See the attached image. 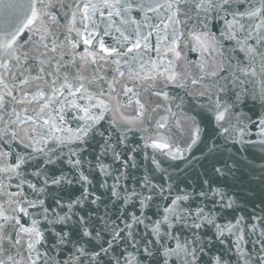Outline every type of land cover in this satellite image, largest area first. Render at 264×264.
I'll use <instances>...</instances> for the list:
<instances>
[{
    "label": "snow or ice",
    "instance_id": "1",
    "mask_svg": "<svg viewBox=\"0 0 264 264\" xmlns=\"http://www.w3.org/2000/svg\"><path fill=\"white\" fill-rule=\"evenodd\" d=\"M199 144L208 167L181 179ZM249 148L264 0H28L0 20V264H264V198L232 191Z\"/></svg>",
    "mask_w": 264,
    "mask_h": 264
},
{
    "label": "water",
    "instance_id": "2",
    "mask_svg": "<svg viewBox=\"0 0 264 264\" xmlns=\"http://www.w3.org/2000/svg\"><path fill=\"white\" fill-rule=\"evenodd\" d=\"M8 2L16 5V7L7 10H0V20H3L5 17H9L13 20L22 17L25 12L28 0H8ZM248 108H252L251 101H249L248 103ZM256 110H260L259 105H257ZM245 111H247V109H245ZM197 119H200V117H197ZM202 127H204V125H202ZM202 136L205 142L211 145L214 139L211 127H207L205 133H203ZM220 143L222 144L223 141H221ZM227 147L230 149L232 148L231 145H228ZM236 147L240 148L241 146L237 145ZM201 149H203L204 152H207V149L204 147V145L199 144L196 146V148L193 149V152L189 154L190 157H195V159L191 160V164H188L187 161L175 162L180 164L181 169H186V171H184V173L181 175V179L190 177L192 180H195L196 174L203 173L205 168L208 167V161L202 159ZM232 151L235 152L236 149H232ZM249 153H253L257 158L253 159V156L249 155ZM239 155L247 157V160L251 162V164L255 167L256 171L252 172L247 167L242 169V173L238 174L240 176V179L235 182V186L232 188V191L236 192L241 197L255 198V200L258 202L261 198H264V182H261L259 178L260 168L264 166V160H260L258 158L259 156L264 155V153L260 152L258 148H249L248 151L241 152L239 153ZM169 171L173 170L169 169ZM229 183L231 185L232 182L230 181ZM239 203L243 208L251 209L250 203L246 204L243 200H240Z\"/></svg>",
    "mask_w": 264,
    "mask_h": 264
}]
</instances>
